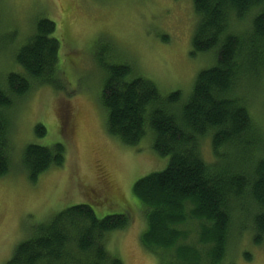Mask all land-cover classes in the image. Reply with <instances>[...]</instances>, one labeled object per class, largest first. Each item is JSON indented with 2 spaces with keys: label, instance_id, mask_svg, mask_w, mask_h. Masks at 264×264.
Listing matches in <instances>:
<instances>
[{
  "label": "trees",
  "instance_id": "16d2710c",
  "mask_svg": "<svg viewBox=\"0 0 264 264\" xmlns=\"http://www.w3.org/2000/svg\"><path fill=\"white\" fill-rule=\"evenodd\" d=\"M193 6L199 20L191 55L213 54L215 63L197 75L188 99L182 101L180 92L162 95L127 64L109 68L100 99L110 137L128 148L149 139L158 156L169 158L165 170L139 179L132 189L147 224L141 244L159 264H223L231 227L240 229L244 221L252 225L253 243L264 244V134L244 98L245 85L264 80V0H193ZM56 30L53 21H38L14 53L22 72L9 73L0 88V179L11 159L4 111L35 87L67 90ZM36 133L47 132L38 125ZM207 137L213 162L201 148ZM22 159L36 183L63 167L66 146L29 145ZM189 219L200 222L199 243L210 246L207 254L180 244ZM129 224L125 215L100 219L88 204L69 207L36 227L5 264H123L108 251V237Z\"/></svg>",
  "mask_w": 264,
  "mask_h": 264
},
{
  "label": "rangeland",
  "instance_id": "374dc122",
  "mask_svg": "<svg viewBox=\"0 0 264 264\" xmlns=\"http://www.w3.org/2000/svg\"><path fill=\"white\" fill-rule=\"evenodd\" d=\"M43 18L56 24L67 90L35 87L3 110L10 121L11 159L9 173L0 179V264L13 257L36 227L81 204L90 205L100 219L129 217L127 229L108 237L112 256L123 264H159L141 244L147 224L132 189L139 179L165 170L169 158L158 156L149 139L128 148L110 137L100 99L109 68L125 64L153 81L162 95L180 92L182 101L188 99L197 75L215 63L213 54L191 55L199 20L193 0H0L1 89L9 73L22 72L14 53ZM245 89L249 112L263 136L264 80ZM38 125L46 135H37ZM56 144L66 146L65 164L31 183L24 149ZM201 148L213 162L210 137ZM191 209L187 206L188 214ZM239 214L242 223L245 218ZM241 225L245 228L231 227L223 264H264V244L253 243L249 221ZM182 230L187 238L180 244L208 253L210 246L199 243L200 222L189 219Z\"/></svg>",
  "mask_w": 264,
  "mask_h": 264
}]
</instances>
